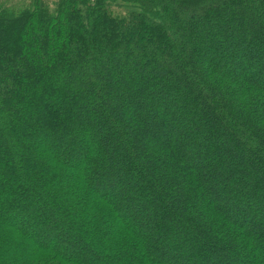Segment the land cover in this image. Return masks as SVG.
I'll return each mask as SVG.
<instances>
[{"label": "trees", "instance_id": "1", "mask_svg": "<svg viewBox=\"0 0 264 264\" xmlns=\"http://www.w3.org/2000/svg\"><path fill=\"white\" fill-rule=\"evenodd\" d=\"M0 264H264V0L0 2Z\"/></svg>", "mask_w": 264, "mask_h": 264}, {"label": "rangeland", "instance_id": "2", "mask_svg": "<svg viewBox=\"0 0 264 264\" xmlns=\"http://www.w3.org/2000/svg\"><path fill=\"white\" fill-rule=\"evenodd\" d=\"M57 1L58 0H45V3H47V5H49L51 8H53L54 3ZM0 2L2 4L7 5L8 7L12 8V9L20 10V9L27 7L31 3V0H0ZM31 215H33V213H31V212L23 214V215H17V216H15V221L17 223H20L19 221L24 222L23 224H25L29 228L30 231L32 230L33 232L38 233L40 227H37V228L34 227V225L32 224V221H31V217H30ZM20 225H21V223H20ZM48 234L50 235V237L53 240L58 239L53 232L48 231L47 235ZM62 244L67 246L69 244V242L63 241Z\"/></svg>", "mask_w": 264, "mask_h": 264}]
</instances>
